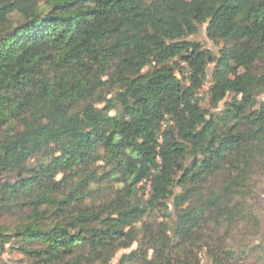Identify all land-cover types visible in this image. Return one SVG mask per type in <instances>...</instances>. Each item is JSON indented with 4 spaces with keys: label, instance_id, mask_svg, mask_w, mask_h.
<instances>
[{
    "label": "trees",
    "instance_id": "1",
    "mask_svg": "<svg viewBox=\"0 0 264 264\" xmlns=\"http://www.w3.org/2000/svg\"><path fill=\"white\" fill-rule=\"evenodd\" d=\"M262 90L264 0H0V249L264 263Z\"/></svg>",
    "mask_w": 264,
    "mask_h": 264
},
{
    "label": "rangeland",
    "instance_id": "2",
    "mask_svg": "<svg viewBox=\"0 0 264 264\" xmlns=\"http://www.w3.org/2000/svg\"><path fill=\"white\" fill-rule=\"evenodd\" d=\"M206 27L202 28L200 31V34L194 38L195 40L201 42L205 48L212 50L216 55H219L221 52V47L216 46L212 41H210L207 38L206 35ZM211 73V72H210ZM209 89V83L208 85L201 91L202 98H208L207 93ZM258 98L262 101H264V90L259 92ZM233 98H228V102L231 101ZM204 105L206 107H209L208 101H204ZM225 109V103L221 104L220 107L217 109L219 112ZM216 110V111H217ZM217 111V112H218ZM61 178V177H59ZM253 184L255 186V196L252 201V205L255 207L258 215L261 218L262 221V232L264 231V176H256ZM149 191V186H147V192ZM16 219H7L4 221L5 227L11 228L15 225ZM243 229L247 228L248 234H246L245 237L242 238V236H237L236 242L238 244H248L253 243V245H256L260 242L262 238V233H260L258 236H253L254 229L252 227H247L246 222H242L240 225ZM16 245L9 244L5 247V249H0V264H34L29 258L23 255L20 251L16 249ZM137 249V245H135L131 249L122 250L118 253L116 258L113 261V264H120L122 260L130 257L132 258L134 256V251ZM258 259V256H254L248 261V264H256V261ZM264 264V263H261Z\"/></svg>",
    "mask_w": 264,
    "mask_h": 264
}]
</instances>
